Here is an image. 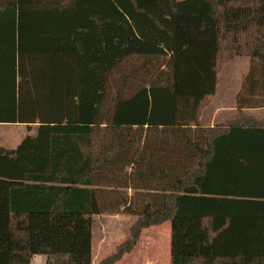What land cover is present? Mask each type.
<instances>
[{
    "label": "trees",
    "instance_id": "trees-1",
    "mask_svg": "<svg viewBox=\"0 0 264 264\" xmlns=\"http://www.w3.org/2000/svg\"><path fill=\"white\" fill-rule=\"evenodd\" d=\"M235 57L264 74V0H0V124L36 127L0 149V264H92V217L120 211L99 264L166 222L170 264H264V160L243 154L264 117L199 123Z\"/></svg>",
    "mask_w": 264,
    "mask_h": 264
},
{
    "label": "rangeland",
    "instance_id": "rangeland-1",
    "mask_svg": "<svg viewBox=\"0 0 264 264\" xmlns=\"http://www.w3.org/2000/svg\"><path fill=\"white\" fill-rule=\"evenodd\" d=\"M182 1V0H178ZM261 58L235 57L218 72V85L215 95L200 113L201 126L219 124L232 116L235 111L222 109L221 105L232 108L241 105L242 98L250 97L249 105L264 106V74ZM158 62L156 65H158ZM137 64V63H136ZM120 72L111 76L107 88L106 106L115 94ZM185 97H177V103ZM222 110L214 117V111ZM264 111L256 112L258 118L264 117ZM194 105L176 104V118L180 125L193 127ZM35 128L23 125L0 124V149L12 150L26 136H34ZM243 154L253 159L264 160V145L257 144ZM129 194H131L129 192ZM136 217L120 211L117 214H102L92 217V264H99L103 259L113 255L119 246L130 238L131 228ZM45 256L37 255L31 264H46ZM115 264H170V223L141 230L138 239L129 253Z\"/></svg>",
    "mask_w": 264,
    "mask_h": 264
},
{
    "label": "crops",
    "instance_id": "crops-1",
    "mask_svg": "<svg viewBox=\"0 0 264 264\" xmlns=\"http://www.w3.org/2000/svg\"><path fill=\"white\" fill-rule=\"evenodd\" d=\"M243 100H241V105H239V106H234V107H232V108H228L227 106H224V105H221L222 106V109H230L231 111H235L236 109H242V110H244V111H247V112H250V113H252V114H254V115H256L255 113L256 112H262V111H264V106L262 105V106H258L259 108H257L255 105H249V102L248 101H250L249 99H250V97H246V99L245 98H242ZM218 113H220V114H222L223 112H222V110H217V112L216 111H214V117L216 116V115H218ZM264 113V112H263ZM210 126H212V125H210Z\"/></svg>",
    "mask_w": 264,
    "mask_h": 264
}]
</instances>
